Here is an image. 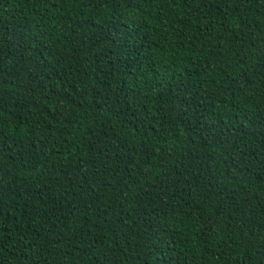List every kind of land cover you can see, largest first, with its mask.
I'll return each mask as SVG.
<instances>
[{"label": "trees", "instance_id": "obj_1", "mask_svg": "<svg viewBox=\"0 0 264 264\" xmlns=\"http://www.w3.org/2000/svg\"><path fill=\"white\" fill-rule=\"evenodd\" d=\"M0 264H264V0H0Z\"/></svg>", "mask_w": 264, "mask_h": 264}]
</instances>
